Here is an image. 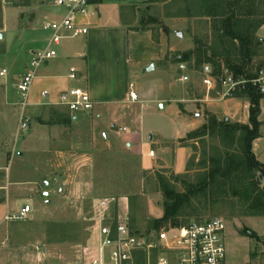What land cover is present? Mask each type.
I'll list each match as a JSON object with an SVG mask.
<instances>
[{
    "label": "rangeland",
    "instance_id": "obj_1",
    "mask_svg": "<svg viewBox=\"0 0 264 264\" xmlns=\"http://www.w3.org/2000/svg\"><path fill=\"white\" fill-rule=\"evenodd\" d=\"M247 2L242 0L237 5L236 15L264 13V0ZM208 6L212 7V4ZM208 6L199 4L198 0H153L138 10L136 27L150 33L154 43L166 38L168 47L171 41L173 46L175 42L179 44L176 50L167 52L164 61L159 60L158 63L154 53H140L128 64L125 73L112 77L111 86L120 97L128 90L143 97L126 108L127 113L120 112L118 117L121 118L117 123V130L128 128L133 133L140 132L141 122L147 133L143 152L152 148L149 137L151 131L172 137L181 121L176 113L177 109L168 107L170 98L184 90L191 99L201 98L205 92L203 81L210 80L211 77L215 80L213 84L217 88L216 92L220 90V79L224 77L227 56L222 54V49L218 46L213 17L204 16L212 11L207 9ZM256 38L262 42L257 46L255 56L249 64L247 76L251 79L264 69V27L257 32ZM24 40L17 41L12 51L21 54L24 49L22 47L25 46ZM229 58L233 59L231 56ZM179 65L183 69H179ZM151 66L154 70L148 72ZM27 69L28 67L26 71ZM158 96L163 100L161 104L156 103ZM17 98L19 102V94ZM31 101L30 94L29 106ZM29 106L24 110L27 120ZM161 106H165V109H161ZM198 110L206 122L207 116L211 114L201 108ZM222 120L220 118L218 121ZM26 135L16 140L8 139V162L5 165L11 180L19 179L30 183L35 179L33 162L17 157L21 140ZM124 142L116 143L119 150H96L91 167L74 171L77 181L88 183L87 186L75 187L74 202L69 206L74 216L70 212V217L67 216L65 220L63 216L53 217L47 214L41 217V211L36 210L23 221L5 222L2 221L4 209L0 207V231L6 229L11 234V241L1 244L0 240V257L12 264H66L71 259L70 251L73 246L85 245L94 239L97 233L96 212L107 209L105 214L107 212L108 220L118 213L127 220L130 229L139 233L220 218L226 226V264H264V216H251L248 204L237 193L234 194L230 186L223 189L214 186L207 189L205 195L199 191L202 179L211 168L209 158L215 148H220L218 139H197L187 141V145L180 143L189 148L190 154L186 160L183 155L167 152L163 159L168 165L175 166V169L162 167L158 152H155L154 159H145L142 157L144 154L125 151ZM27 158L31 159V155ZM2 174L0 173V179ZM161 180L171 184L174 194H185L189 198V201L180 205L174 216L164 220ZM260 187H264V178H260ZM189 190L197 193L190 194ZM37 198L43 201L40 194ZM121 198L126 199V213L121 210V205L125 204L124 201H118ZM104 199H114V202L109 201L107 205H103Z\"/></svg>",
    "mask_w": 264,
    "mask_h": 264
},
{
    "label": "crops",
    "instance_id": "obj_2",
    "mask_svg": "<svg viewBox=\"0 0 264 264\" xmlns=\"http://www.w3.org/2000/svg\"><path fill=\"white\" fill-rule=\"evenodd\" d=\"M59 2L60 0H0V173H3L0 179V207L4 209L2 221L6 216L19 213L25 205L30 209L29 214L32 211H41V217L47 214L53 217L63 216L65 220L67 216L70 217V212L74 216L69 206L74 202L75 187L88 185L77 181L74 171L91 167L94 152L100 148L119 150L116 143L126 141L125 151L144 154L142 157L145 159H154L155 152H158L162 167L175 169V166L167 164L163 156L169 151L173 155H183L184 160L189 156V148L185 147L188 142L181 145L179 141L205 123L198 108L206 110L217 120L222 118L231 123H248L249 103L245 99L223 97L225 89L222 87L216 92V86H205L203 96L193 99L188 97L187 91H179L167 102L169 108L177 109L176 113L181 118L173 136L167 137L151 131L149 137L154 151L151 148L143 152L147 133L141 122L140 132L131 133L128 128L117 130V123L121 118L118 115L120 112L125 113L126 108L136 101L130 100V90L122 97L117 95L111 86L112 77L125 73L128 64L140 53H154L158 63L159 60L164 61L167 52L176 50L179 44L175 42L173 46L171 41L168 47L166 38L154 43L150 33L140 31L136 27L138 10L142 5L149 3V0H92L90 18L82 22L87 25V35L63 43L57 50L56 58L39 68L32 83L33 87L31 86L32 90L30 89L32 101L27 112L28 120L26 118L28 130L24 133L27 134L26 137L21 140L22 145L17 151V157L33 162L35 179L30 183L19 179L11 180L5 165L8 162L6 144L9 138L16 140L24 136L18 132L20 117L25 116L18 106L17 85L29 66L32 53L42 49L48 39V34L42 29L43 24L58 20L64 15L65 9ZM23 39L25 46L22 47L24 49L21 54L12 51L17 41L22 42ZM178 67L183 69L182 65ZM71 89L88 93L94 102L89 114L76 116L54 105L61 92ZM43 91L48 93L45 99L40 97ZM136 96L137 100L143 98L137 94ZM162 101L159 96L156 98L157 104ZM259 108L260 135L253 142L252 152L256 160L264 164V98L260 100ZM161 109H165V106H161ZM150 152L153 153L151 157L148 155ZM28 155H31V159L27 158ZM39 194L43 198L42 202L37 198ZM118 201L125 203L126 199L121 198ZM118 207L120 208V204ZM121 210L126 213L127 204L121 205ZM119 217L123 219L120 214ZM0 240L1 244L11 241L10 232L1 230ZM78 245L72 247L71 259L66 264L72 263L74 250ZM0 264L12 263L0 257Z\"/></svg>",
    "mask_w": 264,
    "mask_h": 264
},
{
    "label": "built area",
    "instance_id": "obj_3",
    "mask_svg": "<svg viewBox=\"0 0 264 264\" xmlns=\"http://www.w3.org/2000/svg\"><path fill=\"white\" fill-rule=\"evenodd\" d=\"M91 1L60 0L58 4L64 7V15L58 20L43 24L42 29L48 34V39L42 49L32 53L28 69L17 85L21 113L29 106L30 89L39 68L56 58L57 50L63 43L87 35V25L82 22L90 18ZM214 81L210 78L204 80L203 84L209 87L214 85ZM245 82L246 80L236 79L225 72L224 77L220 79V85L225 89L223 97H229ZM249 82L260 94H264V69ZM40 97L45 99L48 93L43 91ZM129 98L131 101H137V96L132 90L129 92ZM54 105L73 115L85 116L92 111L94 102L85 91L71 89L61 92ZM27 130V120L21 116L18 132L24 134ZM148 155L151 157L153 153ZM109 201L114 202V199ZM109 201L103 200L102 204L107 205ZM105 211L107 209L104 212H96L97 233L91 242L75 248L71 264H226V226L220 218L192 221L185 225L139 233L130 229L127 220L121 219L118 213L108 220ZM29 213L30 209L25 205L16 215L4 217V221H23Z\"/></svg>",
    "mask_w": 264,
    "mask_h": 264
},
{
    "label": "trees",
    "instance_id": "obj_4",
    "mask_svg": "<svg viewBox=\"0 0 264 264\" xmlns=\"http://www.w3.org/2000/svg\"><path fill=\"white\" fill-rule=\"evenodd\" d=\"M151 1L153 0H149ZM241 2L242 0H198V3L204 6L212 4V7H207L212 10L209 11L211 13L208 12L204 16L213 17V29L218 46L222 49V54L227 56L224 73L227 72L236 79L246 80L229 97L245 99L249 103L248 123L244 125L228 120L218 121L214 116L208 115L201 127L188 133L179 143L197 139L204 141L205 138L218 139L220 148H215L212 157L209 158L211 168L202 179L199 191L205 195L207 189L214 186H218L219 189L230 186L233 193H237L248 204L249 210L252 211L251 216H264V187H260V178H264V164L258 162L252 152L253 142L260 135L259 102L263 94L250 84L251 77L247 76L255 50L262 42L256 38V34L264 27V13L236 15L237 5ZM160 183L164 198L162 217L164 220L174 216L180 205L189 201V198L185 194H174L168 181L161 180ZM188 192L197 193L194 190Z\"/></svg>",
    "mask_w": 264,
    "mask_h": 264
},
{
    "label": "water",
    "instance_id": "obj_5",
    "mask_svg": "<svg viewBox=\"0 0 264 264\" xmlns=\"http://www.w3.org/2000/svg\"><path fill=\"white\" fill-rule=\"evenodd\" d=\"M153 70V67L151 66L147 71L150 72Z\"/></svg>",
    "mask_w": 264,
    "mask_h": 264
}]
</instances>
